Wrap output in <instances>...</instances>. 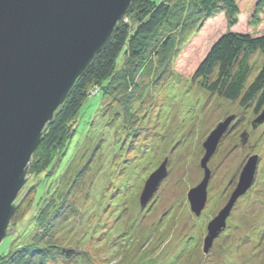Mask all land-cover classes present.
I'll return each instance as SVG.
<instances>
[{
  "label": "rangeland",
  "instance_id": "rangeland-1",
  "mask_svg": "<svg viewBox=\"0 0 264 264\" xmlns=\"http://www.w3.org/2000/svg\"><path fill=\"white\" fill-rule=\"evenodd\" d=\"M241 21L236 31L250 32L246 15ZM221 25L224 30L223 20ZM218 26L209 23L189 42L175 66L162 73L157 68L151 77L140 76L134 91L122 95L120 101L115 92L104 96L95 88L89 91L76 118L75 135L65 150L61 177L58 174L52 185H60L65 192L70 175L90 167L84 184L69 186L68 201L76 213L58 231V242L76 254L77 259L69 264H264V123L252 127L264 107L254 112L253 103L241 107L238 101L226 102L209 94L198 80L185 79ZM262 32L264 15L254 34ZM124 63L122 52L116 72ZM256 74H250L245 86ZM229 119L216 151L202 168L203 143ZM253 156L258 163L251 188L237 199L223 230L205 247L208 224L229 202ZM164 161L166 176L141 209L143 186ZM206 169L210 173L207 200L197 216L187 196L201 183ZM35 180L28 170L19 193L26 190L25 196L8 229H16L26 219L33 229L36 212L40 216L42 203L50 198L49 192L37 208L41 210H34V191L27 187ZM14 232L2 241L0 253L22 240Z\"/></svg>",
  "mask_w": 264,
  "mask_h": 264
},
{
  "label": "trees",
  "instance_id": "trees-1",
  "mask_svg": "<svg viewBox=\"0 0 264 264\" xmlns=\"http://www.w3.org/2000/svg\"><path fill=\"white\" fill-rule=\"evenodd\" d=\"M243 15H246L250 32L236 31L244 21H241ZM262 15L264 0H162L159 3L133 0L109 41L75 82L52 122L44 128L28 166L37 180L29 182L27 189L34 191V210H41L37 208L49 192L50 198L42 203L40 216L37 217L36 212L33 229L31 225L28 227L27 219L15 225L14 234L18 232L22 240L6 253H0V264H69L77 259L73 250L58 242V231L64 227L67 217L76 213L74 205L68 201L69 186L84 184L83 178L89 175L90 167L85 166L70 175L65 192H61L60 185L54 188L52 185L58 174L61 177L65 150L75 135L77 115L91 89H97L98 94L104 96L115 92L120 101L122 95L134 91L140 76L151 77L157 68L156 72L162 73L175 66L189 42L209 23L216 22L221 27L213 33L215 36L208 47L200 51L201 58L191 63V71L185 79L198 80L209 94L226 102L238 101L241 107L253 103L254 112L262 110L264 32L254 34ZM221 20L225 23L224 30ZM122 52L125 63L116 72V60ZM253 71L257 74L245 86ZM52 172L54 174L48 177ZM39 190L41 194L35 196Z\"/></svg>",
  "mask_w": 264,
  "mask_h": 264
},
{
  "label": "water",
  "instance_id": "water-1",
  "mask_svg": "<svg viewBox=\"0 0 264 264\" xmlns=\"http://www.w3.org/2000/svg\"><path fill=\"white\" fill-rule=\"evenodd\" d=\"M133 0H0V244L22 203L31 157L47 124L66 101L75 82L111 38ZM230 119L210 133L200 162L206 168ZM264 123V109L252 127ZM242 143L246 136L242 135ZM258 158L244 166L225 208L207 227L205 247L221 233L237 199L252 186ZM166 161L146 180L139 197L145 208L161 180ZM210 173L188 192L190 209L200 215ZM19 196V197H18Z\"/></svg>",
  "mask_w": 264,
  "mask_h": 264
}]
</instances>
